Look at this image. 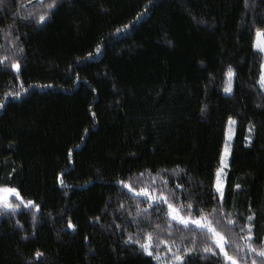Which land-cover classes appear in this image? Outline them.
<instances>
[{"label":"trees","instance_id":"16d2710c","mask_svg":"<svg viewBox=\"0 0 264 264\" xmlns=\"http://www.w3.org/2000/svg\"><path fill=\"white\" fill-rule=\"evenodd\" d=\"M50 3L0 6V186L40 205L13 200L21 205L15 212L0 209V264H159L124 243L129 233L142 239L127 212L147 203L132 199L115 183L121 179L140 188L162 177L169 189L180 183L202 193L184 202L214 222L247 225L254 214L253 243L264 247L263 54L253 46L264 0H57L55 10ZM229 67L236 75L226 93ZM230 126L224 206L214 212ZM177 166L182 179L160 172ZM121 202L125 213L114 214ZM165 211L149 213L161 225L156 236L175 241L173 250L195 239L189 264H225L202 251L210 241L194 226L173 222L169 235ZM218 228L235 241L226 248L241 264H264L243 247L246 230ZM159 251L164 256L165 245Z\"/></svg>","mask_w":264,"mask_h":264},{"label":"snow or ice","instance_id":"6c2138e0","mask_svg":"<svg viewBox=\"0 0 264 264\" xmlns=\"http://www.w3.org/2000/svg\"><path fill=\"white\" fill-rule=\"evenodd\" d=\"M3 4H4V0H0V6H2ZM48 7L52 10H55L58 7L57 0H52V3H50ZM25 19L27 18L25 17ZM45 19H46L45 15H41L39 17V22H44ZM9 27H11V25ZM255 35L257 37L264 35V27H257L255 29ZM167 42L171 44V41H167ZM253 46L255 48L264 50V45H261L259 43H254ZM18 51L22 53L24 51V48L20 47L18 48ZM97 51H99V49H97ZM4 59L7 60V57H4ZM11 67L20 70L21 65L19 61H16L11 64ZM225 75L228 77V84L225 86L224 91L226 93H231L233 91L232 81L236 75L235 70L229 67ZM260 81L262 85H264V65H261ZM16 95L19 94L17 93ZM3 106H4L3 103H0V107ZM229 119L231 120V118ZM225 151L227 152V147ZM160 172L164 173L165 175L170 174L172 177H175L177 180H179L183 178L181 176V173H183L184 170L179 168V166H177L176 168L172 169L170 173L169 170L167 169H161ZM143 175L144 173L139 174V176L141 177ZM219 175H220V170L217 171V180L215 184L216 195L213 197V200L215 201V205H216V207L213 209L214 212L222 211L224 206V197H225L224 185L221 183L219 179ZM156 178L157 177H153L150 184L140 188L134 187L132 182L123 179L115 182L116 184L121 186V188L127 189L128 192L131 194L132 199L138 200L140 198H143L147 203V207L143 209L137 205L135 216H133L130 211L127 212V215L129 217H132L130 223L137 225L138 231H141L143 235H142V239H138V238H134L133 234L129 233L126 239L124 240L125 244L138 246L140 251H142L144 254L148 256H151L157 262L161 260H165L168 261V264H189L190 254L197 250L195 247L197 241L195 239L191 241L194 247L190 248L185 245L182 248L177 247L175 250H173L172 245L175 243V241L165 240L156 236V229H159L161 225L153 224L152 218L149 215V213L152 210H156L157 212H159L160 208H165L166 211L164 213V217L169 235H172L173 222H175L176 225H183L185 229H189V230H191L192 226H194L197 232L205 233L206 241H210V246H205L202 249V251L205 254L220 255L222 256L225 264H241V259H239L235 255H231L226 248V244H230V243L235 244V241H231L228 238V236L225 234V232L219 230L218 223H222L225 229H231L239 226L240 231L242 233L245 232V230L247 231V235L241 237V239L244 241L243 247L247 248L249 252L257 253L261 261L264 262V247L257 248L253 243L255 233L253 232L254 225L251 223V221L253 219L254 214L249 215L247 217L249 221L247 225H237L235 220L225 221L224 216H222L220 222H214L208 218V216L204 213L203 209L195 208L193 203L184 202L183 197L185 194L191 197L192 195H198V196L202 195V193L186 192L184 185L180 183H176L173 188L169 189L167 187V185L170 183L169 179H163L161 177L160 184L157 185L155 182ZM235 187L239 189L241 185L237 184L235 185ZM0 192L4 194L3 197L0 198V209L2 210L11 209L13 210V212H15V210L21 206L19 203L18 204L10 203L8 199L10 195H15L21 202L24 203L25 207L33 206L37 210L40 209V205L35 204V202L32 200H27L25 202L23 200V197L20 196L18 189L15 187L0 186ZM177 192L181 193V195L178 196ZM200 203H205V201L203 200L195 201V204H200ZM194 211L200 212V215L194 216L192 214ZM124 213H125L124 205L121 202L114 214L123 215ZM185 213L188 214L185 215ZM0 214H2V212H0ZM32 215H33V221L35 223L36 214L33 213ZM96 219L99 220V217H97ZM17 224H19V221H17ZM140 224L148 225V227L151 228L152 231H143V229L139 228ZM67 226L73 229L76 227V225H74L70 219L68 221ZM116 228H121V225L117 224ZM25 238H27V236H25ZM85 239H87V237ZM262 243H264V241H262ZM161 244L165 245L166 251L164 256L160 255L159 250ZM236 250L242 251L243 249L241 245L236 244ZM169 254H171L170 259H169ZM36 255L39 256L41 254L36 253ZM251 264H257L256 259H253Z\"/></svg>","mask_w":264,"mask_h":264},{"label":"rangeland","instance_id":"374dc122","mask_svg":"<svg viewBox=\"0 0 264 264\" xmlns=\"http://www.w3.org/2000/svg\"><path fill=\"white\" fill-rule=\"evenodd\" d=\"M254 43H259L261 45H264V35H261L259 37H257L255 35L254 36L253 45H254ZM256 49H258V50H260L262 52V54H263L262 65H264V50H261L259 48H256ZM260 83H261V81H260ZM261 85H262V83H261ZM262 86L264 88V85H262ZM233 136H234V131H233L232 127L230 126L228 128V130H227V133H226V144H225V147L223 149V155H222V158H221V164H220V167L218 169V170H220L219 179H220V181H221V183L223 185H224L225 170H226L228 159H229V144H230V141L233 139ZM226 147H227V152L225 151ZM216 180H217V175H216ZM215 184H216V181H215ZM3 195L4 194L2 192H0V198H2ZM8 199H9L10 203L14 202L13 200L21 202L15 195H10ZM21 203H23V202H21ZM159 264H168V261L161 260V261H159Z\"/></svg>","mask_w":264,"mask_h":264}]
</instances>
